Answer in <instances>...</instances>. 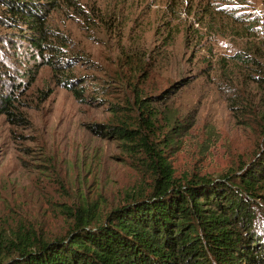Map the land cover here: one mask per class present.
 Instances as JSON below:
<instances>
[{"label": "rangeland", "instance_id": "1", "mask_svg": "<svg viewBox=\"0 0 264 264\" xmlns=\"http://www.w3.org/2000/svg\"><path fill=\"white\" fill-rule=\"evenodd\" d=\"M47 21L67 68L34 63L21 42L0 45L2 91L15 97L13 118L0 114V253L152 191L146 147L99 125L151 141L179 182L264 156V0H61ZM62 70L80 99L58 84ZM149 97L158 114L140 126Z\"/></svg>", "mask_w": 264, "mask_h": 264}, {"label": "trees", "instance_id": "2", "mask_svg": "<svg viewBox=\"0 0 264 264\" xmlns=\"http://www.w3.org/2000/svg\"><path fill=\"white\" fill-rule=\"evenodd\" d=\"M60 1L0 0V45L21 42L34 63L49 56L52 67L67 68L65 47L47 21ZM240 63L253 60L241 56ZM59 72L58 84L80 99V81L69 70ZM4 80L0 77V114L13 118L15 97L2 91ZM150 99L139 102L140 126L153 124L158 114ZM96 130L146 147L145 160L157 172L152 191L62 238L15 244L13 251L0 253V264H264V156L219 179L194 176L179 182L164 155L134 129L99 125Z\"/></svg>", "mask_w": 264, "mask_h": 264}]
</instances>
